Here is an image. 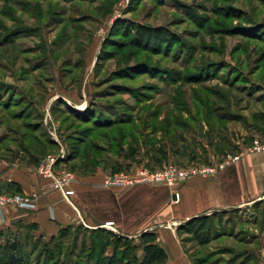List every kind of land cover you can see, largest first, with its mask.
<instances>
[{"label": "rangeland", "instance_id": "obj_1", "mask_svg": "<svg viewBox=\"0 0 264 264\" xmlns=\"http://www.w3.org/2000/svg\"><path fill=\"white\" fill-rule=\"evenodd\" d=\"M15 1L17 21L13 22L6 18L7 28L4 31L9 32L16 28L17 34L13 33L4 40L3 36L7 32L0 28V42H2L0 43V86L2 84L1 87H7L6 89L3 87L2 95L14 88L16 95L12 104L14 111L22 110L32 101L36 112L39 111L43 115L46 132L58 144L59 150L47 152L40 157L41 159L48 155L58 156L61 150L64 156L66 154L67 144L62 142L58 133L65 132L66 126L74 121L66 110L54 113L48 110V104L57 98H61L69 107L78 110L97 102L112 107L114 115L124 113L134 117L140 116L141 119L151 112V108L138 112L141 107L138 102L142 98L140 93L148 96L147 100H141L142 104L157 105L172 100L181 101L184 109L178 113L188 123H185L187 128L182 130L180 137L184 139L183 148L188 158H184L187 160L180 163L172 156L169 163L177 166L210 164L212 155L215 163L226 153L215 150L216 143L226 141L234 144L242 142L244 138L252 137L251 141L264 138V129L257 135L258 132L252 130L253 126L249 125L250 123L245 127L244 123L235 121L226 123L225 130L221 131L220 135L214 136L216 132L209 133V128L204 124L206 110L199 109L195 105L196 99L204 102L210 98L214 100V109L218 110L216 114L228 116L231 111L217 99L223 95L224 82L239 80L240 76L243 77L242 83L251 81L250 84H254L244 87L251 92L252 97L264 96V93L258 90L261 86L264 88V39H261L264 34L246 29L245 31L250 35L257 34V37L252 36L254 40H247L240 33L245 31L237 27L239 21L229 20L224 16L225 13L234 12L244 14L245 18L249 17L247 20L264 22V0H49L41 3H36V0ZM19 3L32 6L31 10H22V5ZM197 8L201 9L197 10ZM188 9H194L197 17L207 16L209 20L207 22L203 20L202 23L190 22L187 16ZM135 26L167 28L186 41V45L204 40L206 50L210 52L202 51L200 48V51H196L197 58L188 66H184L185 62L179 60L176 64H173L171 59L161 60V57H154L144 51L143 46L139 47L140 42L134 37ZM225 26L229 28L225 30ZM140 32L141 36L143 30L140 29ZM191 33L197 34L198 39H192L189 36ZM11 40L14 41L12 44H10ZM100 49L102 53L98 61ZM208 61L214 62L217 66L216 70L210 71L216 77H213L214 80H208L205 72L196 73L192 77L207 80H202L201 85L178 83L177 88L163 85L166 81L163 78V68H167L168 82L171 78H175L172 75L183 72L181 75L184 78L194 73L192 71L194 67L199 70L201 65H205ZM134 63L136 65L133 70L115 74V71L125 69L127 65ZM226 65L232 66V71L236 72L234 77L230 78L229 70L223 69ZM127 72L135 76L134 81L131 80L130 75L128 76L131 79L127 75L124 76ZM251 73L253 75H250ZM145 86L151 87L148 89ZM134 88L136 89L133 90ZM210 92L215 93L216 96L211 97ZM230 93L236 99H241L235 112L241 114L247 122L250 120L253 107L262 109L264 106V103L256 106L254 98L247 99L245 93L240 94L235 91ZM4 103L0 101V156H6V151L15 146L13 136L19 135L16 133L19 131L15 126L17 123L8 120L9 114L2 109ZM244 106H250L249 110L241 111ZM195 115L202 120L198 123L189 122V117ZM63 120H67L66 124L61 123ZM138 124L136 128H139ZM194 137L196 141L192 140ZM176 144L171 147V153L176 151ZM229 147L226 146L228 152H230ZM123 148L127 152L132 150L126 145ZM139 148L136 155L140 158L146 157L148 155L146 149ZM197 150L202 156L196 157ZM60 167L69 170L63 163ZM98 167L88 174H92ZM132 167L134 166L131 165L129 169ZM161 167L163 166L152 168ZM9 192L13 193V191ZM95 194L97 193L93 191L92 196L87 199L90 204L84 207L88 217L85 218V224L60 228L59 230L65 229V231L63 233L57 231L53 240L50 235L42 236L36 232L31 238L29 232L21 229L19 235L1 238V246L8 244V256L16 264H20L21 261H25L24 264H85V254L81 252L82 243L89 248L92 239L96 246H100L99 237L103 240L104 246L111 242L104 233H91L94 229L101 228L118 233L114 226L105 225L107 222H112L113 216L109 209L95 210ZM98 197L100 199L101 196ZM219 218L222 225L217 227V232L214 231L217 234L215 239L201 247H196L195 243L184 244L186 249L192 248L188 255L201 257L202 264H264V200L248 210L221 212L213 219L214 225ZM227 220H230L228 224H226ZM124 223L125 227H133L137 222L132 219L131 222ZM181 236L187 237L184 233ZM18 239H21L22 244L28 245L21 248L22 254H18L15 247L14 242ZM4 249L6 248H2V251ZM2 251L1 256L4 252ZM111 253L112 247H106L105 255ZM95 254L97 255L96 252Z\"/></svg>", "mask_w": 264, "mask_h": 264}, {"label": "trees", "instance_id": "obj_2", "mask_svg": "<svg viewBox=\"0 0 264 264\" xmlns=\"http://www.w3.org/2000/svg\"><path fill=\"white\" fill-rule=\"evenodd\" d=\"M49 0H36V3L47 2ZM2 6H0V28L6 29L5 20L6 18L11 19V21L16 22L17 18H15L17 13L16 10V1L15 0H0ZM22 5V3H19ZM30 5L23 4L22 10L30 9ZM201 8H197L200 10ZM41 15V14H40ZM187 16L190 18V22H200L202 23L203 20L206 22L209 20L207 16L205 17H197L194 9H188ZM226 19H234L239 21V25L237 26L238 29L246 30L250 29L255 33H262L264 34V22L259 21H250L245 18L244 14H236V13H225L224 14ZM227 16V17H226ZM42 17V16H41ZM245 18V19H244ZM204 21V22H205ZM240 26V27H239ZM235 27V28H237ZM229 26H225V30H227ZM140 29L143 30V34L140 36ZM8 31V30H7ZM6 30L4 32H7ZM16 28L10 30L9 32L5 33L3 36L4 40H7V37L10 35L12 36L13 33L17 34ZM135 39L137 42H140L139 47L143 46V50L149 52L152 56L161 57V60L171 59L173 60L172 63L176 64L177 60L180 62H185L184 66H188L193 60L197 58V50L200 51H207L204 40H199L194 43H189L186 45V41H184L180 36H176L174 33L170 32L167 28L162 27H149V26H142V27H134ZM258 31V32H256ZM243 34V37L247 40H254L256 35H250L248 32H240ZM137 34V36H136ZM224 34V33H223ZM192 39L197 38V34H189ZM254 36V37H252ZM261 37V36H260ZM14 39V38H13ZM198 39V38H197ZM264 39V36L261 37ZM14 41L11 40L10 44ZM2 44V42H0ZM106 44V42L102 45ZM137 45V46H138ZM177 45V46H175ZM100 49V50H101ZM240 50V49H239ZM238 50V51H239ZM209 51V50H208ZM210 52V51H209ZM102 50L98 54V61L99 57L101 56ZM214 53V52H211ZM261 59V58H259ZM143 64V63H141ZM136 63L133 65H127L125 69H119L115 71L116 73L123 74V71L133 70ZM153 67H157L155 65H151ZM150 66V68H151ZM183 67V65H179ZM200 67V66H198ZM217 66L212 61H208L205 65H201V67L196 69L194 67L192 71L194 73L185 76L181 75L183 72L175 74V78H171L167 82V68H163L162 73H164L163 78L166 81L163 82V85L166 87H176L178 83H185L186 85H201L203 81H207L204 79L199 78H192L193 75L197 74H204L206 72L207 79L216 78L212 75L210 71L216 70ZM227 68L229 70L230 78L234 77L236 74L235 71H232V66L226 65L223 69ZM232 71V73H230ZM145 74H150L149 72H145ZM130 75L132 79L135 80V76L131 75L130 73L124 74V76ZM210 75V76H209ZM250 75H253L252 73ZM126 77V76H125ZM214 77V78H213ZM206 79V78H205ZM240 76L239 80H232V81H225L224 86L225 90H223V95L217 100L223 102L224 107L231 112L229 115H219L218 110L214 109V100L207 98L204 102L199 100H195L196 107L198 106L199 109L203 108L206 110V116L204 117V124L209 128V133L212 134L216 132L215 135H220L221 131L225 130L226 123L229 122H242L244 123L245 127L248 123L252 125V130L257 132H262L264 129V106L262 109H258L253 107L252 114L250 115V120H247L241 115L237 114V104L241 100L240 98H235L233 94L230 92L235 91L237 93H245V97L247 99L254 98L255 105H261L264 103V96H256L252 97V94L249 90H245L244 87L246 85H254L250 84V82L242 83ZM203 80V81H202ZM202 81V82H201ZM4 85V84H3ZM245 85V86H243ZM2 86V84H1ZM0 86V101L5 102L2 106V109L5 113L9 114V119L17 124V134H19V139H17V135L13 136V142L16 144L17 147L29 151L34 150L35 155L32 156V159L35 165H38L42 156H44L47 152L53 150H59L58 144L48 135L46 132V128L43 125V115L37 111L36 107L32 104V101L28 103L25 108L22 110H13L14 104L13 99H15V92L14 88L11 89L9 93L6 92L3 95L4 98L2 99V93L4 92L3 87ZM144 87V86H143ZM149 89L151 86H145ZM7 87H5L6 89ZM177 88V87H176ZM132 89V88H130ZM134 88L133 90H135ZM144 90V88L142 89ZM258 90L260 93H264V88L259 87ZM30 92V90H29ZM211 93V92H210ZM141 99H139L138 104H141V107L138 109V112H142L143 110L150 109L151 112L145 115L143 119L140 116H131L129 114H113L112 107H106L102 104L97 102H93L87 107L82 110H78L73 107H69L68 104L62 100L61 98L55 99L49 110L50 112L54 113L56 111L66 110L69 112L70 117L73 119L74 122L70 123L65 128V132L58 133L62 142L67 144L66 154L63 160L57 162V166L60 164H65L68 166L69 170L76 172V177L90 175L88 173L92 172L96 167L102 165L103 163L107 162L108 157H116L118 159H122L124 164L116 163L114 165L113 171L120 172V171H128L132 164H126L127 160H134L136 165L134 167L144 166L147 167L151 166L149 169L154 170L153 166L159 164V166H165L169 162L164 161V146L168 145L170 148L177 143L178 140L181 139L180 135L184 128H187L185 125L186 122L183 120L182 116H179L180 111H183V104L180 101H168L166 104H142L141 100H147L145 93H140ZM216 96L215 93H211V97ZM20 97V96H19ZM244 101V100H243ZM174 102V103H173ZM173 103V104H172ZM1 105V104H0ZM106 107V108H105ZM154 107V108H152ZM250 106H244L241 108V111L249 110ZM177 111V112H176ZM217 111V112H215ZM240 113V112H239ZM124 115V116H123ZM126 115V116H125ZM40 117L39 119H37ZM244 119V120H243ZM68 120V119H67ZM67 120H63L61 123L66 124ZM202 119L198 118V116H190L189 122L191 123H198ZM243 120V121H242ZM246 120V121H245ZM151 121H156L155 123ZM142 122L141 124H138ZM136 124H138L139 128H136ZM213 125V126H212ZM212 126V127H211ZM69 133V134H67ZM224 139V138H222ZM216 140V137H214ZM213 140V141H214ZM252 140L251 138H244L242 142L230 144L226 141L224 143L215 144L214 149L219 152H228L226 146H230L228 150L230 152L238 151L241 146L250 144ZM221 142V141H220ZM130 147L132 150L129 152L124 151L123 146ZM222 146V147H221ZM139 147H144L146 149V154L149 155V161L145 164H140V156L138 157L136 153L140 150ZM156 147V149H153ZM146 155V156H148ZM126 166V167H124ZM133 168V167H132ZM80 171V172H79ZM19 192V191H13ZM261 203V202H260ZM224 212V211H222ZM221 212H219L220 214ZM218 213L211 214L208 216H201L197 218H192L186 224L180 226L177 229L178 236L182 245L186 243H195L196 247L206 246L210 242H212L217 236L214 231L217 227L222 225V221L219 218L217 224L214 225L212 222L216 216L219 215ZM230 220L226 221V224L229 223ZM81 226L82 224H73ZM71 226V225H68ZM26 232H29V236L33 238V226H25ZM63 233L65 229L59 230ZM217 232V230H216ZM20 232H18L19 235ZM91 233L97 234H106L108 238L111 239V242L104 246L102 244V239L99 237V245H95L94 240H90L91 245L84 246L82 243V250L81 252L85 254V264H167V254L165 250L158 245L156 242V233L153 231H145L140 234L138 237V242L134 241V238H129L123 236L119 233L109 232L104 229H94ZM184 233L187 237L183 238L181 235ZM17 235V234H16ZM15 237V236H14ZM54 235L51 236V240H53ZM217 239V238H216ZM16 244L18 254H22L21 248L28 246L26 243L22 244L21 239L14 242ZM31 245V244H30ZM112 247L111 255H105V248ZM2 248H6L2 251ZM184 249L187 253L190 254L192 251L191 249ZM3 252V256L0 254V264H16L14 263L11 258H9V248L8 244H5L4 247L0 244V252ZM139 251H141L142 255L139 257ZM97 253V255L95 254ZM138 253V254H137ZM189 256V255H188ZM192 264H202L203 260L201 257L196 256L193 257L192 255L189 256ZM103 262V263H102ZM25 261H21L20 264H24Z\"/></svg>", "mask_w": 264, "mask_h": 264}, {"label": "crops", "instance_id": "obj_3", "mask_svg": "<svg viewBox=\"0 0 264 264\" xmlns=\"http://www.w3.org/2000/svg\"><path fill=\"white\" fill-rule=\"evenodd\" d=\"M52 102L48 104V110ZM19 137L17 135V139ZM195 138L192 140L196 141ZM183 140L178 141L174 153L170 152L168 145L164 146L163 162H171L172 156L180 163L187 160L184 159L188 158V154L183 148ZM16 144L6 151V156H0V189L19 191L37 199L33 210L2 209L0 239L18 234L25 226H33V231L39 235L53 236L65 226L85 224L88 217L84 207L90 204L87 199L94 191L97 193L94 195L95 210L109 209L113 216L111 221L119 234L137 239V243L142 232L153 231L157 236L156 242L167 254V264H192L178 236L180 226L192 218L222 211L248 210L264 200V153L248 156L213 176L190 178L174 188L154 185L100 190L96 186L102 177L111 173L116 163L124 164L122 159L108 157L107 163L92 174L76 178L72 207L56 191L40 193L39 187L45 180L37 175V165L32 159L34 150L26 151ZM199 152L197 150L196 157L202 156ZM139 160L143 165L149 157ZM211 161H214L213 155L210 156ZM128 163L136 165L134 160H127L125 165ZM99 195L100 199L97 198ZM132 219L137 223L133 227H125L124 222H131ZM138 253L142 255L141 251Z\"/></svg>", "mask_w": 264, "mask_h": 264}, {"label": "built area", "instance_id": "obj_4", "mask_svg": "<svg viewBox=\"0 0 264 264\" xmlns=\"http://www.w3.org/2000/svg\"><path fill=\"white\" fill-rule=\"evenodd\" d=\"M264 153V138L254 139L250 144L243 145L233 153L227 152L221 159L210 164L177 166L167 164L161 168L151 170L147 167H133L128 171L106 174L97 184L100 190L131 189L138 186L165 185L174 188L193 177H209L240 163L244 158ZM64 152L60 155H48L40 160L36 167L37 175L45 182L39 187L41 194L56 191L61 199L73 207L71 198L75 195L74 184L76 175L71 170L57 166V162L63 160ZM37 197L20 192H9L0 189V212L5 207H13L17 210H33ZM113 226V222L105 223Z\"/></svg>", "mask_w": 264, "mask_h": 264}, {"label": "water", "instance_id": "obj_5", "mask_svg": "<svg viewBox=\"0 0 264 264\" xmlns=\"http://www.w3.org/2000/svg\"><path fill=\"white\" fill-rule=\"evenodd\" d=\"M174 198V197H173Z\"/></svg>", "mask_w": 264, "mask_h": 264}]
</instances>
